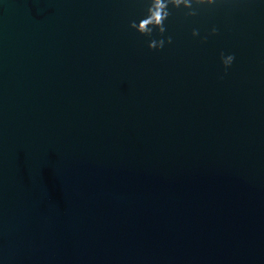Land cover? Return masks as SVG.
Listing matches in <instances>:
<instances>
[{"label":"water","instance_id":"95a60500","mask_svg":"<svg viewBox=\"0 0 264 264\" xmlns=\"http://www.w3.org/2000/svg\"><path fill=\"white\" fill-rule=\"evenodd\" d=\"M146 7L0 0V264H264V0Z\"/></svg>","mask_w":264,"mask_h":264},{"label":"clouds","instance_id":"9594fccd","mask_svg":"<svg viewBox=\"0 0 264 264\" xmlns=\"http://www.w3.org/2000/svg\"><path fill=\"white\" fill-rule=\"evenodd\" d=\"M222 0H146L147 7L144 18L140 19L139 23L131 22L129 27L141 36L148 39L147 47L150 51H160L165 45L172 44V37H165V22L170 16V9H183L188 17H193L197 13L194 6H208L216 7ZM155 33L154 38L153 34ZM217 29L215 26L203 37L201 43H204L209 36H215ZM193 39L200 36L198 29H193L191 32ZM220 61L225 71L231 67L234 61L232 54L225 55L223 52L220 54Z\"/></svg>","mask_w":264,"mask_h":264}]
</instances>
